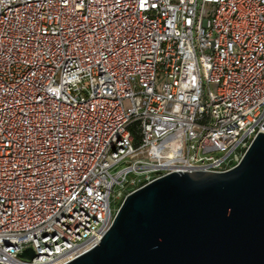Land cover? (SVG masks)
Instances as JSON below:
<instances>
[{
    "label": "built area",
    "instance_id": "2783aa9c",
    "mask_svg": "<svg viewBox=\"0 0 264 264\" xmlns=\"http://www.w3.org/2000/svg\"><path fill=\"white\" fill-rule=\"evenodd\" d=\"M263 125L264 0H0V264L69 263L117 187L227 172Z\"/></svg>",
    "mask_w": 264,
    "mask_h": 264
},
{
    "label": "water",
    "instance_id": "95a60500",
    "mask_svg": "<svg viewBox=\"0 0 264 264\" xmlns=\"http://www.w3.org/2000/svg\"><path fill=\"white\" fill-rule=\"evenodd\" d=\"M260 254L263 132L227 172L172 173L128 194L101 242L67 264H229Z\"/></svg>",
    "mask_w": 264,
    "mask_h": 264
},
{
    "label": "flooded vegetation",
    "instance_id": "af4514ba",
    "mask_svg": "<svg viewBox=\"0 0 264 264\" xmlns=\"http://www.w3.org/2000/svg\"><path fill=\"white\" fill-rule=\"evenodd\" d=\"M229 264H264V254L246 257L239 260H230Z\"/></svg>",
    "mask_w": 264,
    "mask_h": 264
},
{
    "label": "rangeland",
    "instance_id": "374dc122",
    "mask_svg": "<svg viewBox=\"0 0 264 264\" xmlns=\"http://www.w3.org/2000/svg\"><path fill=\"white\" fill-rule=\"evenodd\" d=\"M131 177L135 178L136 176L133 174V175H131ZM119 191H120V188L117 187V188L115 189V195H114V197H113V202H112V204H113V208H119L120 205H121L122 202H123V198H120V199H116V198H115V196L118 194Z\"/></svg>",
    "mask_w": 264,
    "mask_h": 264
},
{
    "label": "trees",
    "instance_id": "16d2710c",
    "mask_svg": "<svg viewBox=\"0 0 264 264\" xmlns=\"http://www.w3.org/2000/svg\"><path fill=\"white\" fill-rule=\"evenodd\" d=\"M124 200V199H123Z\"/></svg>",
    "mask_w": 264,
    "mask_h": 264
}]
</instances>
